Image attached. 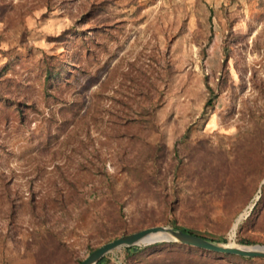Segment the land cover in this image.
<instances>
[{
	"label": "rangeland",
	"instance_id": "374dc122",
	"mask_svg": "<svg viewBox=\"0 0 264 264\" xmlns=\"http://www.w3.org/2000/svg\"><path fill=\"white\" fill-rule=\"evenodd\" d=\"M0 2V264H40L49 234L64 246L54 264H79L172 222L264 246V0ZM150 159L153 186L128 177ZM113 199L121 216L102 224ZM124 249L109 264H147Z\"/></svg>",
	"mask_w": 264,
	"mask_h": 264
},
{
	"label": "trees",
	"instance_id": "16d2710c",
	"mask_svg": "<svg viewBox=\"0 0 264 264\" xmlns=\"http://www.w3.org/2000/svg\"><path fill=\"white\" fill-rule=\"evenodd\" d=\"M100 7H92V13L90 14L91 19H94L98 21V23L103 24L107 22V19H103L100 15L103 13L101 12L102 9H99ZM5 7L1 4L0 2V21L3 19L5 15ZM101 18H99V17ZM60 76V73L57 71L56 68H53L50 66V63H46L45 68H44V86L45 90H53L57 85L56 80L57 77ZM28 106L25 103H16L14 104V109L17 114L22 116V107ZM147 112L148 109H147ZM142 116L144 114H141ZM67 121H64V123ZM151 123V121L149 120ZM151 166L146 167L144 165H134L130 164L128 167H126V174L128 177L133 178L134 181H137L138 183H141V185H145L147 187L153 186V174H155V167H156V159H150ZM153 169L154 173H150L147 169L150 168ZM214 170V176L216 177L217 173H221L223 175H229L230 173V166L228 163L223 161L220 163L219 167H217ZM216 182V181H215ZM240 184V183H239ZM229 185V184H228ZM230 187V185H229ZM222 184H217L214 189L216 192H222ZM228 188V187H227ZM261 199L264 203V186L261 187ZM110 205L112 211L104 217L101 222L102 224H105V221L107 223H110L111 221L114 222V220H117L119 216H121V212L123 209L124 203H119L117 200H110ZM257 207V205H256ZM255 207V208H256ZM254 208V211H255ZM171 227L177 230H181L185 233L193 234L199 237H202L204 239H207L208 241L214 242L212 239L206 238L205 236H202L200 234H197L195 232H192L186 228L182 227H177L174 222H172ZM240 227V226H239ZM239 243L241 244H249L247 241L238 240ZM216 243V242H214ZM64 246L63 243L56 239L52 234H49L47 238L40 239V242L38 243V249L40 250V264H54L55 259L57 258V255L59 252H62ZM96 250V249H94ZM94 250H91L93 252ZM190 251L193 253H196L198 255L197 257H200L198 260H190L189 259V254H183L184 252L180 251ZM125 252V258L127 260H131L136 256H139L143 253L146 254V260L147 264H222L220 261H224L227 264H264V259L263 258H242V257H237V256H232V255H222V254H216V253H211L207 251H202L198 249H192L187 246H179L175 243H157L153 244L151 246L145 247V248H139L136 246L128 247L124 249ZM189 255V256H188ZM203 256V257H202ZM183 258V259H182ZM188 259V260H187ZM81 263V262H80ZM79 263V264H80ZM97 264H109L108 257L105 256L102 260H100Z\"/></svg>",
	"mask_w": 264,
	"mask_h": 264
},
{
	"label": "water",
	"instance_id": "95a60500",
	"mask_svg": "<svg viewBox=\"0 0 264 264\" xmlns=\"http://www.w3.org/2000/svg\"><path fill=\"white\" fill-rule=\"evenodd\" d=\"M264 184V182L262 183ZM242 217L237 220L236 227ZM236 229V228H235ZM159 236V240L151 242L147 245L157 243H176L182 246L207 251L222 255H232L242 258H263L264 259V246L253 247H239L223 245L208 241L202 237L185 233L181 230H177L170 227H153L145 229L130 235H125L117 238L109 243H106L93 252H91L80 264H97L109 253L119 250L121 248H128L132 246H138L146 238L152 236Z\"/></svg>",
	"mask_w": 264,
	"mask_h": 264
},
{
	"label": "bare ground",
	"instance_id": "6f19581e",
	"mask_svg": "<svg viewBox=\"0 0 264 264\" xmlns=\"http://www.w3.org/2000/svg\"><path fill=\"white\" fill-rule=\"evenodd\" d=\"M156 240H159V236H158V235H157V236H152V237H149V238L144 239V240L142 241L141 244H145V245H147V244H149V243H151V242H154V241H156Z\"/></svg>",
	"mask_w": 264,
	"mask_h": 264
}]
</instances>
